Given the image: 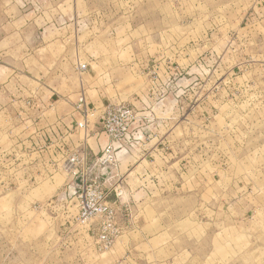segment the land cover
<instances>
[{
  "label": "rangeland",
  "instance_id": "rangeland-1",
  "mask_svg": "<svg viewBox=\"0 0 264 264\" xmlns=\"http://www.w3.org/2000/svg\"><path fill=\"white\" fill-rule=\"evenodd\" d=\"M0 264H264V0H0Z\"/></svg>",
  "mask_w": 264,
  "mask_h": 264
},
{
  "label": "built area",
  "instance_id": "built-area-1",
  "mask_svg": "<svg viewBox=\"0 0 264 264\" xmlns=\"http://www.w3.org/2000/svg\"><path fill=\"white\" fill-rule=\"evenodd\" d=\"M82 69L86 68L85 64L81 65ZM136 117V114H134V110L125 106V105H114L113 107H108L103 112V115L100 117V123L103 126V132L107 134L110 139H112V142L115 144L116 140L117 142L123 141L125 136H127L130 124L132 120ZM116 149H105L104 153L101 155V157L97 158L95 162H92L90 164L89 171L93 170L97 165H101L107 162V159L111 157L112 151ZM126 152L127 149H123ZM122 151V150H121ZM87 149H84V157H83V165L85 166V169L87 167ZM77 158H72L71 161H75ZM78 172V171H77ZM75 172V174H77ZM92 179L87 178L85 174V178L82 181L84 191L86 190L88 195L96 194V191H91V189L88 188V186L92 185L93 183ZM110 191L105 192L100 191L98 195V202L95 204V206L91 209H84V211L81 214L82 221H91L92 219L99 216L101 218V221H99L96 226L92 229H90V232L92 235H94L95 240L97 242V245L101 249L109 248L115 238L119 236V234L122 232V227L118 225L116 216L113 215L112 211L109 212V206H108V195Z\"/></svg>",
  "mask_w": 264,
  "mask_h": 264
},
{
  "label": "crops",
  "instance_id": "crops-1",
  "mask_svg": "<svg viewBox=\"0 0 264 264\" xmlns=\"http://www.w3.org/2000/svg\"><path fill=\"white\" fill-rule=\"evenodd\" d=\"M100 135V136H99ZM93 137H95L96 138V143H97V145H98V151L96 150V149H94L92 146H90V149H87L88 150V154H87V156L89 155V157H88V159H87V161H89V162H93L95 159H96V157L98 156V154H99V152H100V147L101 146H104L106 143H108V139H106L105 140V136H104V133L103 132H101V131H96L95 132V134H94V136ZM145 153V152H144ZM147 154H149V152H146V154H144V155H147ZM143 155V156H144ZM146 158V157H145Z\"/></svg>",
  "mask_w": 264,
  "mask_h": 264
}]
</instances>
